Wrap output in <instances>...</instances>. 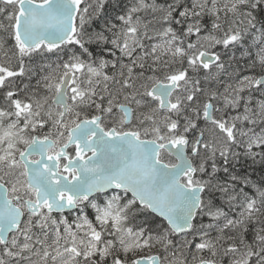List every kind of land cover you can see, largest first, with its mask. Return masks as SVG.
Wrapping results in <instances>:
<instances>
[{
  "label": "snow or ice",
  "instance_id": "snow-or-ice-1",
  "mask_svg": "<svg viewBox=\"0 0 264 264\" xmlns=\"http://www.w3.org/2000/svg\"><path fill=\"white\" fill-rule=\"evenodd\" d=\"M242 159L264 0H0V264H264Z\"/></svg>",
  "mask_w": 264,
  "mask_h": 264
},
{
  "label": "trees",
  "instance_id": "trees-1",
  "mask_svg": "<svg viewBox=\"0 0 264 264\" xmlns=\"http://www.w3.org/2000/svg\"><path fill=\"white\" fill-rule=\"evenodd\" d=\"M158 3H170L172 0H157ZM262 166L259 162L253 164L251 160L242 159L241 164L237 166L236 171L240 174H247L254 180H259L261 175L264 174L261 171ZM207 223V220L204 221Z\"/></svg>",
  "mask_w": 264,
  "mask_h": 264
},
{
  "label": "rangeland",
  "instance_id": "rangeland-1",
  "mask_svg": "<svg viewBox=\"0 0 264 264\" xmlns=\"http://www.w3.org/2000/svg\"><path fill=\"white\" fill-rule=\"evenodd\" d=\"M237 55H239V53H237ZM244 62L242 61L240 66H239V69H245L244 71H241V74H248L247 71H246V66L244 65ZM245 67V68H244Z\"/></svg>",
  "mask_w": 264,
  "mask_h": 264
},
{
  "label": "bare ground",
  "instance_id": "bare-ground-1",
  "mask_svg": "<svg viewBox=\"0 0 264 264\" xmlns=\"http://www.w3.org/2000/svg\"><path fill=\"white\" fill-rule=\"evenodd\" d=\"M242 62V61H241ZM244 66V65H243ZM241 67V66H240ZM245 68V67H244Z\"/></svg>",
  "mask_w": 264,
  "mask_h": 264
}]
</instances>
